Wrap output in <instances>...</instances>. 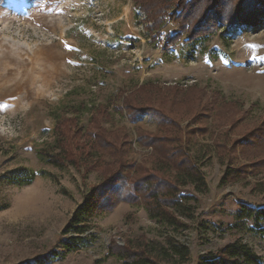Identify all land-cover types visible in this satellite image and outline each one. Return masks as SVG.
<instances>
[{
  "label": "rangeland",
  "instance_id": "374dc122",
  "mask_svg": "<svg viewBox=\"0 0 264 264\" xmlns=\"http://www.w3.org/2000/svg\"><path fill=\"white\" fill-rule=\"evenodd\" d=\"M142 18L131 0H0V264H24L56 247L84 190L98 182L95 173L83 179L72 167L37 161L35 151L54 139L50 114L55 108L79 103L108 107L111 118L104 128L125 129L132 146L128 158L146 166L151 148L139 147L137 134L155 133L158 122L149 114L129 121L126 112L120 114L115 107L122 103L118 92H132L153 81L163 96L175 87L183 98L196 86L200 106L231 101L245 112L234 117L241 122L229 129L231 139L264 119V24L219 30L196 44L182 39L167 53L164 41L177 26L167 21L152 40ZM211 116L192 123L191 114L175 113L183 132L204 130L190 154L208 190L199 194L190 185L180 188L181 194L198 201L191 228L172 231L148 219L142 208L123 202L94 219L90 233L95 236L88 244L48 264H123L106 257L108 243L114 239L123 245L125 238L142 234L160 241L168 234L188 245L191 259L185 264H199L208 252L216 253L235 239L246 243L264 264V236L229 229L240 202L264 207V185L261 191L254 187L255 182L264 184V167L256 169L255 177L221 186L227 164L218 162L212 142L227 126L215 129ZM87 119L82 117L83 126ZM229 158L233 166L244 163L239 156ZM20 167L46 170L52 177L37 175L31 184H10Z\"/></svg>",
  "mask_w": 264,
  "mask_h": 264
},
{
  "label": "trees",
  "instance_id": "16d2710c",
  "mask_svg": "<svg viewBox=\"0 0 264 264\" xmlns=\"http://www.w3.org/2000/svg\"><path fill=\"white\" fill-rule=\"evenodd\" d=\"M131 2L143 13L142 22L146 24L152 40L160 35L167 21L177 26V31L164 41L163 50L167 53L182 39L196 44L219 30L233 32L242 27L253 28L264 24V0ZM168 90L173 92L168 97L163 96L158 83L149 81L132 92L117 93L122 103L121 107H115L120 114L124 110L129 121L135 122L144 114H149L158 122L155 133L138 131L136 139L139 147L151 148L146 157L150 166L136 164L128 158L132 146L125 129L104 128L103 123L111 118L108 107H89L79 103L59 106L51 111L55 121L54 139L35 151L37 161L60 169L72 167L81 173L83 179L95 173L98 182L84 190L81 201L60 232L58 245L24 264H48L80 250L95 236L90 233L95 226L94 219L111 213L123 202L142 208L148 219L172 231L191 228L189 221L195 218L198 201L195 196L181 194L180 188L190 185L199 194L208 190L197 162L190 154L194 141L198 135L204 134V130L190 128L183 132L175 118L177 112L191 114L189 120L192 123L212 115L216 121L215 129L228 127L216 134L212 142L218 162L227 164L220 178L221 186L245 180L248 176L255 177L256 169L264 167V119L251 130L231 139L229 129H236L241 122V118L235 121L234 117L245 113L240 111L241 107L231 101L223 105H214L209 101L200 106L201 98L197 94L201 92L196 86L190 87L189 91L193 92L183 98L175 87ZM166 103L167 107L164 106ZM84 115H88L85 126L81 124ZM231 155L239 156L244 163L233 166L229 158ZM37 175L52 177L46 170L20 167L9 178V183L28 185ZM263 185L261 181L255 182L254 187L261 191ZM61 191L69 195L65 188ZM263 223L264 207L240 202L229 229L240 234L257 232L264 236ZM106 257H113L123 264H185L191 259L188 245L168 234L162 241L149 239L145 234L137 238L127 237L123 245L112 239L107 245ZM199 264H262V259L241 239H235L216 253L208 252Z\"/></svg>",
  "mask_w": 264,
  "mask_h": 264
}]
</instances>
